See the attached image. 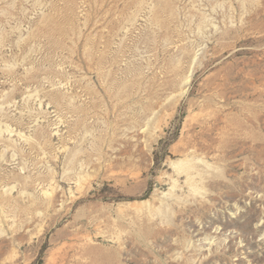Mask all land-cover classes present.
Here are the masks:
<instances>
[{
    "label": "rangeland",
    "instance_id": "obj_1",
    "mask_svg": "<svg viewBox=\"0 0 264 264\" xmlns=\"http://www.w3.org/2000/svg\"><path fill=\"white\" fill-rule=\"evenodd\" d=\"M0 264H264V0H0Z\"/></svg>",
    "mask_w": 264,
    "mask_h": 264
},
{
    "label": "bare ground",
    "instance_id": "obj_2",
    "mask_svg": "<svg viewBox=\"0 0 264 264\" xmlns=\"http://www.w3.org/2000/svg\"><path fill=\"white\" fill-rule=\"evenodd\" d=\"M183 160V159H182ZM180 163V162H179ZM181 164H183V163H181ZM186 164V163H185ZM180 165V164H179ZM189 167V166H188ZM191 167V166H190ZM184 169H185V166H184ZM187 169V168H186ZM193 172V171H192ZM196 172V171H195ZM188 173V172H187ZM186 173V174H187ZM191 173V172H190ZM182 174V173H181ZM188 175V174H187ZM194 175V174H193ZM192 177V176H191ZM193 178V177H192ZM189 179V178H188ZM190 183V182H189ZM176 199V198H175Z\"/></svg>",
    "mask_w": 264,
    "mask_h": 264
}]
</instances>
